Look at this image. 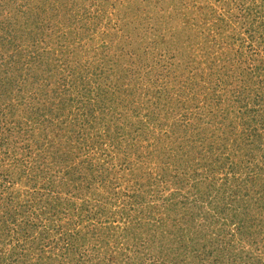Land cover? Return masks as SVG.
Returning <instances> with one entry per match:
<instances>
[{
    "label": "rangeland",
    "instance_id": "374dc122",
    "mask_svg": "<svg viewBox=\"0 0 264 264\" xmlns=\"http://www.w3.org/2000/svg\"><path fill=\"white\" fill-rule=\"evenodd\" d=\"M0 185V264H264V0H0Z\"/></svg>",
    "mask_w": 264,
    "mask_h": 264
},
{
    "label": "trees",
    "instance_id": "16d2710c",
    "mask_svg": "<svg viewBox=\"0 0 264 264\" xmlns=\"http://www.w3.org/2000/svg\"><path fill=\"white\" fill-rule=\"evenodd\" d=\"M43 13H44V10L42 9V15H43ZM11 45V44H10ZM1 186L2 185H0V192H2L3 191V187L1 188ZM22 202V201H21ZM26 202V201H25ZM17 212V214H19V212L20 211H16ZM213 216H215V215H213ZM213 216H210V215H204V217L203 218H205V219H208V221H206L208 224H213V220L211 221V223L209 222V218H211V219H217L216 217L214 218ZM10 218V220H12V221H15V219L13 218V217H11V216H9ZM210 219V220H211ZM5 225H7V223H5ZM214 225V224H213ZM211 227V226H210ZM210 227H207V228H210ZM6 229H7V227H6ZM2 232V234H4V231H1Z\"/></svg>",
    "mask_w": 264,
    "mask_h": 264
}]
</instances>
